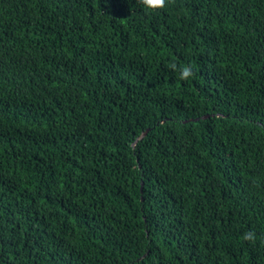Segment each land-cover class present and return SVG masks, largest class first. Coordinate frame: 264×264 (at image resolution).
<instances>
[{
	"label": "trees",
	"instance_id": "16d2710c",
	"mask_svg": "<svg viewBox=\"0 0 264 264\" xmlns=\"http://www.w3.org/2000/svg\"><path fill=\"white\" fill-rule=\"evenodd\" d=\"M0 264H264V0H0Z\"/></svg>",
	"mask_w": 264,
	"mask_h": 264
},
{
	"label": "clouds",
	"instance_id": "9594fccd",
	"mask_svg": "<svg viewBox=\"0 0 264 264\" xmlns=\"http://www.w3.org/2000/svg\"><path fill=\"white\" fill-rule=\"evenodd\" d=\"M143 6L147 9H157L162 8L166 4V0H141ZM173 68H175V65H173ZM194 75L193 69L190 66H184L179 70V79L182 81L189 80ZM254 237V234L251 232H246L244 234V239L252 240Z\"/></svg>",
	"mask_w": 264,
	"mask_h": 264
},
{
	"label": "water",
	"instance_id": "95a60500",
	"mask_svg": "<svg viewBox=\"0 0 264 264\" xmlns=\"http://www.w3.org/2000/svg\"><path fill=\"white\" fill-rule=\"evenodd\" d=\"M204 118H206V116H205ZM147 131H148V130H147ZM146 135H147V132L143 133L139 139H142V138L145 137Z\"/></svg>",
	"mask_w": 264,
	"mask_h": 264
}]
</instances>
